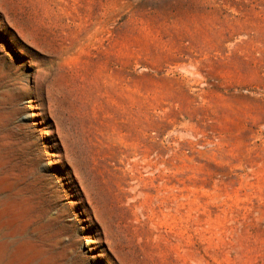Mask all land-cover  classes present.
I'll list each match as a JSON object with an SVG mask.
<instances>
[{"label": "rangeland", "instance_id": "obj_1", "mask_svg": "<svg viewBox=\"0 0 264 264\" xmlns=\"http://www.w3.org/2000/svg\"><path fill=\"white\" fill-rule=\"evenodd\" d=\"M0 264H264V0H0Z\"/></svg>", "mask_w": 264, "mask_h": 264}, {"label": "bare ground", "instance_id": "obj_2", "mask_svg": "<svg viewBox=\"0 0 264 264\" xmlns=\"http://www.w3.org/2000/svg\"><path fill=\"white\" fill-rule=\"evenodd\" d=\"M75 173H76V176L79 175V174H77V172H75ZM72 177H73V176H72Z\"/></svg>", "mask_w": 264, "mask_h": 264}]
</instances>
